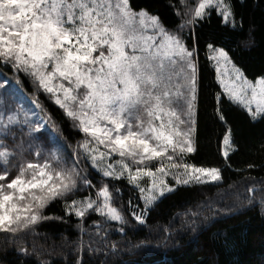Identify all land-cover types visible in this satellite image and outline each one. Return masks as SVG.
<instances>
[{"label": "snow or ice", "instance_id": "6c2138e0", "mask_svg": "<svg viewBox=\"0 0 264 264\" xmlns=\"http://www.w3.org/2000/svg\"><path fill=\"white\" fill-rule=\"evenodd\" d=\"M179 5L185 10L173 5L178 21L168 26L132 0H0V65L10 68L18 84L21 74L30 81L36 94L31 103L45 114L25 108L20 90L5 89L9 81L0 78L5 89L0 92V233L8 243L20 233L38 234L42 221L64 216L78 218L84 233L85 218L95 214L101 218L92 221L99 240L90 235L86 244L81 235L68 241L75 246V264H85V254L108 255L104 225L128 223L114 203L125 183L143 201L138 212L128 202L132 217L143 225L155 204L175 191L167 176L184 185L222 180L221 169L188 159L197 151L199 135L196 28L215 13L236 30L235 5L233 0H196L192 6L179 0ZM204 45L222 89L214 93L213 112L224 129L227 162L240 147L223 98L251 123H264V76L248 79L215 39ZM41 91L82 134L75 147L54 134L58 130L38 98ZM259 148L264 152V141ZM252 179L245 202L264 207V178ZM54 203L63 204L64 216L47 214ZM111 248L115 252L116 245ZM18 251L28 255L26 247Z\"/></svg>", "mask_w": 264, "mask_h": 264}, {"label": "trees", "instance_id": "16d2710c", "mask_svg": "<svg viewBox=\"0 0 264 264\" xmlns=\"http://www.w3.org/2000/svg\"><path fill=\"white\" fill-rule=\"evenodd\" d=\"M132 3L146 6L150 13L157 14L168 26L178 21L173 5L180 7L181 11L185 10L179 5V0H132ZM233 3L236 30L225 26L215 13L210 20L203 22V27L196 28V35L200 38L197 55L201 84L198 101L199 135L197 151L188 156L189 162L197 166L221 169L222 180L212 184L177 186L173 193L167 194L147 213L143 225L132 217L128 203L131 200L132 208L138 212L143 207L142 200L139 199V193L125 183L123 196L114 203L124 213L128 223L120 225L109 222L104 225L108 255L105 257L98 253L90 257L85 254V264L90 259L92 264H99L101 260H106L107 264H264V207L258 202L253 205L245 202L249 195L247 188L253 183L252 178L256 182L264 178V152L259 148L264 141V123H251L245 112L237 105L229 104L226 97L223 98V110L235 130L240 147L239 152H230L231 158L225 162L224 129L213 112L216 105L214 93L221 89L204 45L206 39H215L217 47H225L248 79L264 76V0H243L242 4L241 0H233ZM194 4L188 3L189 6ZM0 78L9 81L5 89L20 90L26 108L32 104L36 94L23 74L18 84L10 68L0 65ZM5 89H0V92ZM38 98L55 121L58 131L54 134L60 135L63 143L75 147L82 139V134L72 128L58 106L43 91L38 94ZM37 111L40 113L39 108ZM49 128H52L51 121ZM70 150L72 148H68ZM248 163L257 165V168L247 170ZM240 169L245 170L238 171ZM167 181L173 184L170 179ZM47 214L64 216L63 204H52ZM77 219L73 215L64 216V220L42 221L36 226L38 234L20 233L12 243L6 241V234L0 233V264H75V246L68 241L81 235L86 244L90 235L99 240L94 234L92 221L101 218L95 214L86 217L84 233H80L77 228ZM120 227L124 228V233L117 231ZM112 244L116 245L115 252L112 251ZM21 247L28 249L27 256L18 251Z\"/></svg>", "mask_w": 264, "mask_h": 264}, {"label": "rangeland", "instance_id": "374dc122", "mask_svg": "<svg viewBox=\"0 0 264 264\" xmlns=\"http://www.w3.org/2000/svg\"><path fill=\"white\" fill-rule=\"evenodd\" d=\"M188 3H191V2H196V0H188L187 1ZM211 64H212V66L214 65V62L213 61H211ZM214 68V67H213ZM214 70H215V68H214ZM221 72L223 73L224 72V68L222 67L221 68ZM215 76H216V72H215ZM222 78H224L226 81H227V79H228V77L225 75V76H223ZM219 85V84H218ZM219 87H220V85H219ZM221 89V88H220ZM221 91H222V89H221ZM23 102V101H22ZM26 104V103H25ZM24 104V107L26 108V105ZM28 108H35V106L33 105V104H31ZM35 111L36 112H38L37 111V108H35ZM73 150V149H72ZM72 150H70V151H68L69 153H71L72 152ZM69 162H71V161H69ZM168 179H170L172 182H173V187L174 188H176L177 186H187V185H184V184H176V181L173 179V177L171 176V175H169V176H167L166 177V180H168ZM212 183H217V182H207V183H201V184H212ZM189 184H193V183H189ZM142 203H143V201H142ZM111 223V222H110ZM112 223H117V222H112Z\"/></svg>", "mask_w": 264, "mask_h": 264}]
</instances>
